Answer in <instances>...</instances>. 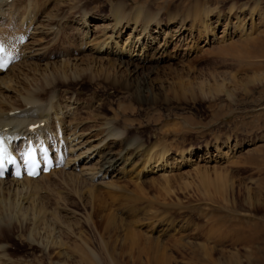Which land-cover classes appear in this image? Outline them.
Listing matches in <instances>:
<instances>
[{
	"label": "rangeland",
	"instance_id": "374dc122",
	"mask_svg": "<svg viewBox=\"0 0 264 264\" xmlns=\"http://www.w3.org/2000/svg\"><path fill=\"white\" fill-rule=\"evenodd\" d=\"M222 1L199 0L205 9L229 13L230 4ZM239 1L241 5L259 3L261 10H254L252 16L249 11L236 12L234 17L246 16L244 27L236 28L237 20H233L234 26L217 25L206 39L189 38L188 32L182 36L175 33L179 19L175 21L171 15L190 10L195 0H74V9H69L73 4H61L64 23L69 27L64 35L73 37L69 39L77 41L75 44L80 36L77 23L83 18L81 14L90 13L92 18L107 19L106 24L102 20L96 23L101 27L90 40L107 34L118 40L122 49L143 38L147 30L134 21H123L118 30L113 21L116 4L126 3L133 15L142 8L160 12L163 27L154 24L148 30L156 37L151 50L149 44L133 42L137 56L132 52L120 57L111 55L141 68L136 76L118 62L98 63L93 79L86 76L57 84L62 104L72 95L91 104L92 112L80 108V120L91 118L93 113H101L100 120H114L127 129L128 137L137 136L142 141L145 156L153 150L149 156L152 160L146 170L142 171L140 162L130 173L106 180V185L81 184L77 176L64 175L33 180L37 185L29 186L27 193L0 190V201L14 204L10 211L13 217L10 213V219L0 226V247H5L0 251L4 255L0 264H56L65 260L58 255L61 250L68 252L67 264H79L80 256H88L92 264H264V60L242 58L251 53L264 31V0ZM56 2L60 0H40L42 9H52ZM50 8L47 13L39 10L37 14L47 16ZM181 17L184 20L185 13ZM184 21L190 29L192 21ZM45 42L47 45L49 39ZM231 45L235 49H230ZM218 47H225V51ZM60 51V45L54 46L47 55L39 56L41 61L36 62L41 63L25 64L24 75L20 76L24 79L13 84L33 87L39 66L52 61L51 56ZM83 62L86 65L87 59ZM169 131L171 136H167ZM115 141L110 146L123 153L121 142ZM165 151L168 154L157 161ZM1 202L3 214L6 210ZM213 218L221 221L210 222ZM223 221H234L242 230L248 225L251 232L229 234L226 231L230 224ZM31 230L43 234L50 231L52 238L62 231L63 242L58 240L64 249L53 252L46 239L37 241L42 246L33 244L29 240ZM214 237L223 243L214 244ZM245 237L248 242L235 243V239L242 241ZM181 243L189 246L181 248Z\"/></svg>",
	"mask_w": 264,
	"mask_h": 264
},
{
	"label": "bare ground",
	"instance_id": "6f19581e",
	"mask_svg": "<svg viewBox=\"0 0 264 264\" xmlns=\"http://www.w3.org/2000/svg\"><path fill=\"white\" fill-rule=\"evenodd\" d=\"M66 1L60 0L59 3L56 2L55 4H53L54 6L52 5V9L49 7L51 10L50 12L48 11V15L42 16V13H39L38 15L37 12L39 10L45 12L49 8L46 7L47 9H42L40 0H0V40L5 43L7 50L11 53V59L9 62L11 63L10 68H0V138L5 137L7 141V143L5 144V150L3 152V158L9 159L13 156L18 157L20 154L28 150V147H30L31 142L35 144L39 142L53 144V148L58 149V153L56 154V162L58 163L57 168H59V170H54L53 172H51L52 174H47L48 176L42 174V179H40V181L43 179L49 180L52 176L64 177V175H75L78 177L77 181L80 180L81 184H85V182H91L92 184L101 183L102 185L103 183L106 185L108 184L107 182H109L106 180H112V178L114 179L116 178V176L121 177L125 173H130L132 169L136 167L140 162V167L143 164L142 171L146 170L148 168L147 165H149V162L152 160V157L149 156L153 150H150L149 155L145 156L143 152V148L145 147V145L142 143V141H139L137 136L131 137L132 140H130L131 138L128 137V132L126 128H120L114 120L101 119L103 121L102 122L99 118V116H101V113H97L98 115L96 113V115H94L93 113L91 118H87L86 120H80L77 116L79 110H81L80 108H85L88 109L89 112H92L91 108H89L91 104H89L85 100H82V98L76 97V95H72L71 98H67V101L62 104L61 102H59L60 99L58 95L57 84L60 82L68 83L70 80H80L82 79V77L86 76L93 79V71H95L94 68H96L94 66L98 65V63L99 65L101 63H108L113 65L118 62L116 63L118 64V66L123 65V67H125L127 70H131V72L133 73L132 75L134 76L137 70L141 68H139L137 65L134 66L133 63L120 62L117 60V58L111 57V55L120 57L126 56L127 53L125 52H128L129 54L132 52L133 56L135 57L137 55H134V48L136 47L134 46V43L138 44V42L140 43V46H147L148 44V46L151 45L150 48H148L149 50H151L152 46L154 45V42H156V37H153V34L149 32L150 26L156 24L159 27H163V25H161L159 19L160 12L152 13V11L150 10L143 11L142 8L137 12V14L133 15L126 3L119 2L113 9V21L118 24V30L121 29L123 21H134L138 24L143 25V27H146L145 30H147L146 35H144L143 38L140 39L139 37L137 42H129L127 48L122 49V45L120 46L117 42L118 40L115 42L113 36L109 37L107 36V34L103 35L102 38L97 36V38H95L94 40H90L92 34L95 33V30L101 27L96 26V23L98 24L100 20H102V23L105 22L106 24L107 19L106 21H104V18L102 17L92 18L89 15L90 13H84L82 12V9H80V13L84 14H81L83 18L81 17L80 21L77 23V32L80 33V36L77 37L78 43L75 44V42L77 41H73V37L64 35L69 27L67 28L66 26H68V24L64 23L65 20L63 19H65L66 16L64 17V15L62 14L64 12L61 9V4L62 6H68L74 3V0ZM224 2L229 3L231 6L229 13H223L224 11L222 10L213 12L209 7L205 9L204 7H201L199 0H195V3L191 6L190 10H188L187 8V10L179 11V13L175 16L171 15V18L175 21L179 19V23H177L178 26L175 27L177 30V32L175 33H180V36H182L184 32H188L189 38L206 39L207 35L210 32H213L217 25H222L226 23V28L227 26L232 25L233 20H237L238 24L236 28L244 27L242 26V22L247 21L246 16L243 19H239L238 17H234V14L236 12L240 14L249 11V15L252 16L253 14H255V11L258 12L259 10H261L259 3L252 6L247 4L241 5V2L239 0H223L222 3ZM204 4L206 3L204 2ZM46 5H48V3H46ZM75 7L77 6L73 4L69 7V9H74ZM182 13H185V17H183V19L185 18L184 20L192 21L190 29H186V21L180 20L182 18ZM60 14H62L63 16H60ZM214 18L216 19L215 21ZM38 19L41 21H39ZM139 21L141 22L139 23ZM125 24L131 25V22ZM199 24H202L203 26L200 25L199 28L195 27ZM95 26L96 28L94 29ZM32 30H34L33 36H31ZM113 31L114 30H112V32ZM36 36H39L38 41L36 39ZM258 37V40H256V42H254V45L252 46V50L250 49L251 53L242 57L244 60H264V40H262L264 39V31ZM69 38H72L73 40ZM48 39L49 42L47 43V45H44L46 43L45 40ZM23 40H25V42H23ZM41 42H43V44H41ZM144 43H146V45H144ZM57 45L61 46V51L51 56L52 61L47 60L45 63L42 64L41 67L39 66V72H35L36 76L34 77L33 87L30 86L31 88H23V85L20 86L19 84V86H17L13 84L18 82L20 83V79H24V77L20 78V76L21 74H23L22 69L25 68V64H31L34 62L36 64L41 63L36 62L41 61L39 59V56L42 54L47 55L48 51L52 47ZM229 47L230 49H235V46L231 45ZM224 48L222 49L224 50ZM222 49L220 48L219 50L221 51ZM52 51L53 50H51V52ZM213 52L217 53L218 50ZM75 53L79 54L78 57L74 55ZM23 55H25V57ZM104 56H107V58L104 59ZM57 58L59 62L58 60H55ZM132 58L133 57H131V59ZM86 59L87 62H85V65L83 61ZM146 60L148 61L147 55ZM42 62H44V60H42ZM10 74H13V77H10ZM97 76H95L96 79L98 78ZM30 81L32 80H29L27 82ZM40 95H43L44 97L42 98ZM99 108H101V106L97 107V112H100ZM98 120L102 123L97 124L96 121ZM37 124H44L43 127L37 130L38 135L35 134V131H30V127L32 125ZM171 132L172 131H169L167 136H171ZM113 140L121 142L120 148H122V151H124L123 153H117L115 150L116 148L113 147L114 145H111V148L110 142H112ZM117 141H115V143ZM167 154L168 151L160 153L158 155L157 161H159L161 158L164 159ZM143 156L145 157L142 163ZM108 163L109 166L107 168H104ZM219 178L222 179V176H219ZM33 180L36 179L25 178L23 180H16L7 178L5 180H0V190H9L17 194H21L22 192L27 193V189L31 188L33 185H37V180ZM113 184L111 183L110 186ZM223 184L225 185V183ZM224 185L222 186L223 191L225 190ZM12 194L14 193H11V195ZM17 194L16 196H18ZM28 194H30V192ZM25 200V202H27V200L29 199L26 198ZM1 201V206H3L2 208H5L6 211L4 212L3 209L4 213L2 214L0 207V226L3 225L2 223H4L6 219H10V211L14 207V204L12 202H8L6 204L3 202L4 200ZM18 208H20V206ZM218 220L219 219L213 218L210 219V222L213 221V223H215ZM225 223L230 224L229 227L227 226L226 231L229 234L237 235L239 234V232L245 233V231L246 233L250 234L251 232V227L248 225L243 227V229L245 230L244 231L241 228H238L237 224L234 221H227ZM226 224L223 225L226 226ZM49 232L43 234L42 232H37V230H31V233L29 234V240L31 239V242H33L34 244L39 240L42 241L46 239V243L49 244L50 248L53 249V252L57 249H64V247L62 246L63 244L60 243V240H58L59 238H61V242H63V237H61V234H63V232H56L53 238ZM51 233H53V230ZM56 234H59L58 237L56 236ZM50 236L52 240H49ZM235 240V243H245L249 241L248 238L246 239V237L242 241L238 239ZM221 242L222 240L216 239L214 244H220ZM37 243L35 245H37ZM50 243L52 244V246L50 245ZM38 245L42 246L40 242L38 243ZM49 246L47 245V248ZM178 246L180 248V243ZM186 246H189V244L187 245V243H181V248ZM3 248L5 247H0V251ZM43 248L46 249L45 247ZM72 254H75V250H73ZM0 255H2V257H0V260H3L4 255ZM58 255L65 260L66 258L68 259L69 256L68 252H63V250L58 252ZM87 257L88 256H80V258L78 259L80 262L79 264H92L90 260L91 258L88 259L89 257ZM61 258L60 260H62ZM208 259L206 258V260ZM65 260H62V262H56V264H67Z\"/></svg>",
	"mask_w": 264,
	"mask_h": 264
},
{
	"label": "snow or ice",
	"instance_id": "6c2138e0",
	"mask_svg": "<svg viewBox=\"0 0 264 264\" xmlns=\"http://www.w3.org/2000/svg\"><path fill=\"white\" fill-rule=\"evenodd\" d=\"M11 59V53L7 50L5 43L0 40V68H6L8 66V63ZM3 147H2V141H0V154L3 153ZM34 152L35 149H31L26 155L28 156V160L25 161V163H31L32 169L29 171V175H35L34 168L36 167V163L34 160ZM19 175V173H17Z\"/></svg>",
	"mask_w": 264,
	"mask_h": 264
}]
</instances>
